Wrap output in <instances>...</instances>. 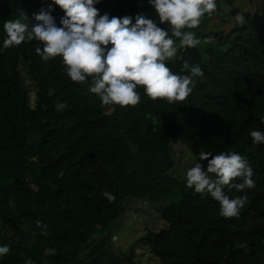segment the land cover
I'll use <instances>...</instances> for the list:
<instances>
[{"label": "trees", "instance_id": "16d2710c", "mask_svg": "<svg viewBox=\"0 0 264 264\" xmlns=\"http://www.w3.org/2000/svg\"><path fill=\"white\" fill-rule=\"evenodd\" d=\"M220 1L192 29L198 39L223 13ZM50 2L0 0V40L5 20L30 25ZM94 7L109 17L156 19L147 0H99ZM232 13L244 23L232 30L225 51L218 48L229 37L216 36L213 47L198 43L167 62L180 72L187 59L203 72L191 93L172 103L150 99L138 86L137 105H105L87 91L90 77L73 82L59 56L42 61L34 51L38 42L0 51V244L9 247L0 264L27 258L33 264H135L130 251L103 252L109 238L101 232H109L132 200L162 197L167 227L141 238L157 264H264V145L248 135L264 131V7L256 17ZM50 14L58 23L62 11L53 5ZM20 71L35 89L33 100ZM178 137L197 154L234 151L248 161L254 187L244 190L238 215L221 216L218 202L174 174L171 143ZM105 191L115 198L109 201Z\"/></svg>", "mask_w": 264, "mask_h": 264}, {"label": "clouds", "instance_id": "9594fccd", "mask_svg": "<svg viewBox=\"0 0 264 264\" xmlns=\"http://www.w3.org/2000/svg\"><path fill=\"white\" fill-rule=\"evenodd\" d=\"M97 3L99 0H51L47 10L33 14L30 25L19 18L5 20L0 51L21 42H38L34 51L42 61L59 56L71 81L83 83L90 77L87 91L105 105H137L141 100L138 86L153 100L172 103L185 99L194 78L203 76L201 67L184 59L181 71L173 72L167 62L180 60L185 48L199 43L191 29L200 24L202 16L216 10V0H147L156 19L143 13L109 17L98 14ZM53 5L62 11L58 23L50 14ZM235 22L243 24V17L237 14ZM259 119L264 123V116ZM248 135L254 145H264V131L253 129ZM197 157L184 173L185 186L218 202L221 216L238 215L247 201L244 190L254 187L248 161L234 151H201ZM198 161L206 164L202 167ZM225 188L242 194L229 197ZM101 195L109 201L115 198L106 191ZM36 223L46 228L40 221ZM8 252V245L0 244V257ZM24 264L33 261L27 258Z\"/></svg>", "mask_w": 264, "mask_h": 264}, {"label": "rangeland", "instance_id": "374dc122", "mask_svg": "<svg viewBox=\"0 0 264 264\" xmlns=\"http://www.w3.org/2000/svg\"><path fill=\"white\" fill-rule=\"evenodd\" d=\"M220 3L223 13L216 14L207 23V27L204 29V33L207 35L199 38V44L213 47L217 42V37H229L230 41L218 48L225 51L230 46L232 37H235L232 36V30L239 27L235 18L232 17V10L246 13L249 17H256L260 15V9L264 7V0H232V3L221 0ZM20 73L23 85L29 92L30 99L33 100L35 89L27 79L26 74L23 71ZM57 108L60 109V106ZM171 145V155L175 161L173 172L184 181V173L198 159L197 150L183 137H178ZM198 162L201 163L202 167L206 164V161ZM165 198L162 197L157 203H151L147 200H132L133 204L124 209L123 216L112 226L109 232H101L109 238L103 252L118 256L123 252L130 251L134 256L135 264H157V259L150 255L141 238L147 232H157L167 227L160 219V214L165 207Z\"/></svg>", "mask_w": 264, "mask_h": 264}]
</instances>
